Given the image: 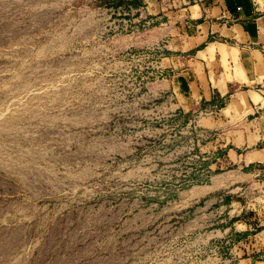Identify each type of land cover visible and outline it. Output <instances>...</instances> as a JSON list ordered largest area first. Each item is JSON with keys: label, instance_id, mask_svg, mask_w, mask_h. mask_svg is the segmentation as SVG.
Listing matches in <instances>:
<instances>
[{"label": "rangeland", "instance_id": "1", "mask_svg": "<svg viewBox=\"0 0 264 264\" xmlns=\"http://www.w3.org/2000/svg\"><path fill=\"white\" fill-rule=\"evenodd\" d=\"M143 1L0 0V264L237 262L259 188L208 179Z\"/></svg>", "mask_w": 264, "mask_h": 264}, {"label": "crops", "instance_id": "2", "mask_svg": "<svg viewBox=\"0 0 264 264\" xmlns=\"http://www.w3.org/2000/svg\"><path fill=\"white\" fill-rule=\"evenodd\" d=\"M154 2L155 19L164 20L167 37L162 58L170 71L178 69L172 76L176 115L205 112L201 121L209 140L200 145L202 159L213 172L222 170L208 179L234 170L238 179L259 188L257 207L262 208L252 217L258 216V223L243 219L235 226L241 254L234 264H264V0ZM249 209L240 211L244 215Z\"/></svg>", "mask_w": 264, "mask_h": 264}]
</instances>
